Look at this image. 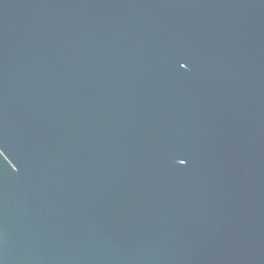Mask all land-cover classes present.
<instances>
[{
  "label": "water",
  "instance_id": "obj_1",
  "mask_svg": "<svg viewBox=\"0 0 264 264\" xmlns=\"http://www.w3.org/2000/svg\"><path fill=\"white\" fill-rule=\"evenodd\" d=\"M0 264H264V0H0Z\"/></svg>",
  "mask_w": 264,
  "mask_h": 264
}]
</instances>
